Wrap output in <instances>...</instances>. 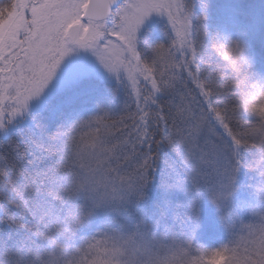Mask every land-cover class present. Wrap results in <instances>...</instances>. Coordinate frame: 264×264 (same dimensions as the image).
<instances>
[{"label":"snow or ice","instance_id":"snow-or-ice-1","mask_svg":"<svg viewBox=\"0 0 264 264\" xmlns=\"http://www.w3.org/2000/svg\"><path fill=\"white\" fill-rule=\"evenodd\" d=\"M0 264H264V0H0Z\"/></svg>","mask_w":264,"mask_h":264}]
</instances>
